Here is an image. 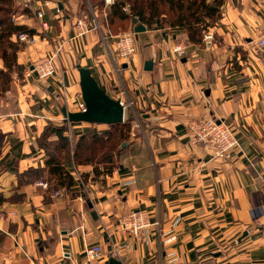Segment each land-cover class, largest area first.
<instances>
[{"label":"crops","instance_id":"1","mask_svg":"<svg viewBox=\"0 0 264 264\" xmlns=\"http://www.w3.org/2000/svg\"><path fill=\"white\" fill-rule=\"evenodd\" d=\"M22 1L19 22L35 41L12 36L20 49L10 70L0 58L10 73L0 91V264H81L94 244L104 252L96 264H264V49L253 42L264 0H224L209 27L213 40L188 43L189 55L173 52L183 31L136 32L131 23L137 51L127 60L111 53L107 22L97 21L72 49V15L87 11L85 0ZM58 43L56 73L38 78L29 69ZM78 65L125 105L130 136L110 151L112 172L97 176L93 164L68 160L74 183L50 192L39 184L46 179L28 173L48 171L38 142L48 123L68 122L71 147L83 131L108 128L66 118L84 101ZM204 115L233 129L239 144L231 158H212L190 141L186 123ZM56 189L63 194L53 196ZM132 210L148 212L155 224L136 236L118 230V217Z\"/></svg>","mask_w":264,"mask_h":264},{"label":"trees","instance_id":"2","mask_svg":"<svg viewBox=\"0 0 264 264\" xmlns=\"http://www.w3.org/2000/svg\"><path fill=\"white\" fill-rule=\"evenodd\" d=\"M224 0H85L86 10L103 9L102 20L106 21L116 34L121 28L118 22L130 25L134 18L149 29H162L166 35L170 30L183 31L187 44L203 42V33L215 25L222 15ZM27 11L26 5L17 0H0V58H3L9 70L16 64L18 41L12 39L19 32H30L27 25L16 20V15ZM104 18V19H103ZM13 65V66H12ZM10 73L0 69V91L9 86ZM68 122L61 124L49 122L38 139L39 146L47 155L48 171L31 169L29 174L36 179H46L48 190L59 186L70 187L74 175L66 167L68 160L76 164L91 163L95 175L112 172L115 165L110 155L130 136V117L122 122L110 123L108 128L99 131L96 126L80 134L77 141L70 146L66 130Z\"/></svg>","mask_w":264,"mask_h":264},{"label":"built area","instance_id":"3","mask_svg":"<svg viewBox=\"0 0 264 264\" xmlns=\"http://www.w3.org/2000/svg\"><path fill=\"white\" fill-rule=\"evenodd\" d=\"M112 0H107L111 2ZM50 1H46L48 5ZM37 16L40 17L42 25L48 27V22L44 21V12L42 10L37 11ZM88 24L87 14L81 15L77 21L75 35L76 37H86L92 30L98 28L97 20ZM94 29V30H95ZM74 35V39L76 38ZM111 37H114V43L117 50V54L121 59L127 60L132 57L137 51V42L134 32L125 31L118 34L108 33ZM18 40L21 42L31 43L35 41V36H31L28 32H20ZM214 38V33L208 28L203 33V42L205 44L211 43ZM254 45L259 49H264V25L260 29L259 35L254 39ZM173 52L178 56H183L187 53V46L185 43H177L173 47ZM62 46L57 45L56 48L47 53L41 60L37 61L29 69L31 72H35L38 78L44 79L53 76L57 71V61L61 53ZM81 111L86 110V103L81 101L79 103ZM68 119V117H66ZM187 131L188 137L195 145H200L206 149L212 158H218L227 160L232 156V150L239 144L238 139L235 137L233 129L224 121L210 115H204L199 119L188 120ZM40 185L47 186L46 181H39ZM63 194L61 189H56L53 196H61ZM154 221L151 220L149 213L144 210H132L126 212L118 217L117 229L127 233L129 235H138L143 230L154 225ZM104 252L99 244L89 245L86 247V260L81 264H96V260L103 256ZM118 254L117 249L113 251V255Z\"/></svg>","mask_w":264,"mask_h":264},{"label":"water","instance_id":"4","mask_svg":"<svg viewBox=\"0 0 264 264\" xmlns=\"http://www.w3.org/2000/svg\"><path fill=\"white\" fill-rule=\"evenodd\" d=\"M134 22L138 23L135 26V31L140 32L146 30V26L139 23L137 18ZM152 60L146 61V69L152 68ZM80 72V85L82 97L86 103V110L84 111H69L66 112V117L69 121H85L96 123H116L125 120V105L120 99L113 98L109 93L102 88L95 77L92 75L90 69L78 65ZM111 263L120 264L114 258L110 259Z\"/></svg>","mask_w":264,"mask_h":264},{"label":"rangeland","instance_id":"5","mask_svg":"<svg viewBox=\"0 0 264 264\" xmlns=\"http://www.w3.org/2000/svg\"><path fill=\"white\" fill-rule=\"evenodd\" d=\"M21 2V3H26L25 1L23 2L22 0H17V2ZM27 1H29V0H27ZM50 2H51V0H49ZM53 2H55L56 3V1H54V0H52ZM113 1V0H112ZM111 1V2H112ZM111 2H107V0H106V4L108 5V4H110ZM26 5H28V4H26ZM92 11H94V12H92ZM88 12H90V13H88ZM102 13H103V9L102 8H100L99 10L98 9H93V10H87L86 12H85V14H87V16H88V24L90 25L91 24V26L93 25L92 23H93V21H94V18L96 17L97 18V21H98V23H100V24H106V21H103L102 20V18H101V16H102ZM63 14H66L65 12L63 13ZM68 14H71V12L70 11H67V15ZM84 14V13H83ZM83 14H81V13H79V14H76V13H74V15H72V17H73V19L75 20V22H73V25H74V27H73V33L71 34V36L68 38L69 40L68 41H72V49H74L75 50V52H77V46L79 47L80 45H79V43L80 42H76V41H78L80 38H81V36H79V37H76V35H75V32H74V28L76 29V24H77V21L80 19V17H81V15H83ZM71 17V18H72ZM15 18H16V20L17 21H19V20H21V18L19 17V15H16L15 16ZM39 19H41L40 17H38ZM43 18V17H42ZM104 19V18H103ZM42 20V19H41ZM75 23V24H74ZM101 25V26H102ZM136 25H138V23H136ZM46 25H42V29H48V27H50L49 25H48V27H45ZM116 27H120L121 29H120V32H125V31H131L130 29H129V25H125V24H121V22H118L117 24H116ZM95 29V28H94ZM94 29L92 30V31H94ZM95 30H97V29H95ZM23 32V31H22ZM119 31H118V33H120ZM131 32H133V30L131 31ZM20 33V32H19ZM18 33V34H19ZM109 33V32H108ZM118 33H116V34H118ZM29 35H31V36H34L33 34H30V33H28ZM74 35H75V39H74ZM136 36V35H135ZM76 40V41H75ZM136 42H137V37H136ZM184 42V41H183ZM185 44H186V46H187V54L189 55L190 54V52L192 51V49H191V47H189L190 45L189 44H187V42L185 41L184 42ZM58 45H61L62 46V44L61 43H58ZM81 46H83V44L81 45ZM111 48L113 49L112 50V54L113 55H115L116 57H118V58H120V56L117 54V50H116V47H115V43H114V40H113V43H112V46H111ZM73 50V51H74ZM72 51V53H74ZM121 59V58H120Z\"/></svg>","mask_w":264,"mask_h":264}]
</instances>
